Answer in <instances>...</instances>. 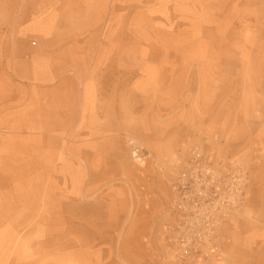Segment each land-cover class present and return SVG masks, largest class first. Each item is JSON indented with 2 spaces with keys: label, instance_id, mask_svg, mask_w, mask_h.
Returning a JSON list of instances; mask_svg holds the SVG:
<instances>
[{
  "label": "rangeland",
  "instance_id": "1",
  "mask_svg": "<svg viewBox=\"0 0 264 264\" xmlns=\"http://www.w3.org/2000/svg\"><path fill=\"white\" fill-rule=\"evenodd\" d=\"M28 16L43 22L30 27ZM1 37L61 38L49 47L67 51L68 76L96 65L116 101L125 99L128 118L147 117L160 152L119 135L109 179L96 178L109 200L131 186L129 213L144 195L122 170L160 182L149 264H180L163 250L162 226L169 183L193 147L240 165L248 178L243 206L225 217L212 253L187 264H264V0H0ZM15 47L0 44V61L14 60ZM0 124V264H122L115 228L120 235L130 218L98 219L94 231L76 219L66 198L75 195V165L60 155V126L25 130L28 141L10 119ZM127 137L150 152L148 164L130 159Z\"/></svg>",
  "mask_w": 264,
  "mask_h": 264
},
{
  "label": "crops",
  "instance_id": "2",
  "mask_svg": "<svg viewBox=\"0 0 264 264\" xmlns=\"http://www.w3.org/2000/svg\"><path fill=\"white\" fill-rule=\"evenodd\" d=\"M42 22L38 17L28 16L23 23L37 27ZM10 23L17 24L16 21ZM60 43L63 40L56 37L33 41L18 37L0 38L1 45L17 46L11 48L14 60L10 63L0 61V92L6 93L5 103L0 98V123L10 119L13 129L27 134L28 141L32 137L25 130L47 132L52 130L50 125H59L56 136L62 141L60 155L74 161L75 165V195L66 198L75 205L76 219L94 231L98 228V219L122 221L130 218L120 235L119 229L115 228L114 235L119 238V246L115 249L118 263L149 264V255L157 242L152 233V220L157 217H154L157 206L155 211L152 207L156 195L153 191L161 189L160 182L154 183L143 173L128 174L130 171L123 169L125 178L129 177L132 186L138 183L144 195L138 207L129 213L127 193L131 194V186L124 191L125 196L120 193L109 200L110 191L100 193L103 185L97 181L96 174L103 173L109 179L119 135H135L156 155L160 152V142L152 143L147 117L139 124L128 118L125 99L116 101L108 73L100 76L96 65H85L82 68H90V71L83 69L79 76H68L73 66L68 60L61 59L67 56V51L49 47ZM160 137L154 139L160 140ZM156 204L157 200L154 206ZM100 205L106 207V212L98 215L94 209ZM208 264L219 262L210 261Z\"/></svg>",
  "mask_w": 264,
  "mask_h": 264
},
{
  "label": "built area",
  "instance_id": "3",
  "mask_svg": "<svg viewBox=\"0 0 264 264\" xmlns=\"http://www.w3.org/2000/svg\"><path fill=\"white\" fill-rule=\"evenodd\" d=\"M125 145L134 163L145 165L152 160L135 138L127 137ZM247 178L240 165L215 162L200 148H191L169 183L163 250L180 264L212 253L225 217L243 206Z\"/></svg>",
  "mask_w": 264,
  "mask_h": 264
}]
</instances>
